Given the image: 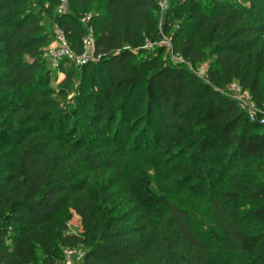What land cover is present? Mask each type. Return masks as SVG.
<instances>
[{"label": "trees", "instance_id": "16d2710c", "mask_svg": "<svg viewBox=\"0 0 264 264\" xmlns=\"http://www.w3.org/2000/svg\"><path fill=\"white\" fill-rule=\"evenodd\" d=\"M244 2L183 0L180 18L171 5L161 24L158 0H66L61 15L62 0H0V264H64V250L78 246L83 264H264V125L221 93L237 83L264 110V0ZM44 19L76 56L90 33L102 56L64 61L57 89L43 61L53 40ZM163 36L195 70L209 61V82L162 60L163 49H144ZM139 99L160 150L146 164L158 170L161 155L188 154L180 172L215 193L206 238L204 220L141 174L95 184L82 176L97 161L72 129L100 138L120 121L126 140L124 116ZM115 195L125 211L110 203ZM244 202L260 205L245 211ZM68 210L84 236L61 235Z\"/></svg>", "mask_w": 264, "mask_h": 264}, {"label": "rangeland", "instance_id": "374dc122", "mask_svg": "<svg viewBox=\"0 0 264 264\" xmlns=\"http://www.w3.org/2000/svg\"><path fill=\"white\" fill-rule=\"evenodd\" d=\"M32 1L35 0H28V2ZM158 1L161 5L165 0ZM236 1L239 3H245L244 0ZM182 2L183 0H173L171 3V0H167L165 8L163 9L161 6L159 13L161 24L167 19V11L171 5L173 6L172 17L180 18L179 14L182 15L184 13V7L181 9V7L178 8V6L182 4ZM60 10L61 7L56 10V13L61 15L68 11L65 8L63 9V13H60ZM43 24L51 31V37H53L52 42L43 50V61L45 62L47 70L51 73V88L57 89L59 83L65 78V75L61 72L60 66L68 67V61L58 55L57 45L55 44L56 36L60 30L55 27L49 19H44ZM88 37L93 41L94 36L91 33L87 35V38ZM158 48L164 50L162 60L165 61L169 58L172 63L177 62L178 58L175 50L166 45L155 46L148 49V51L151 53ZM64 61H67V65L63 64ZM258 62L259 58L257 57V63ZM91 63L96 62L92 61ZM209 63V61L206 62L199 70H195L192 66L190 67V65H187V67L192 73L203 79L205 82H209ZM73 64L76 66L74 62ZM262 74L264 79V71H262ZM229 86L230 85L226 86L223 90L227 91ZM145 106V101L143 102V100L139 99L136 108L131 110L128 115L124 116V121L126 123L129 122L127 125L124 124V126L127 127L126 140L121 139L118 133L115 132L116 127L119 125L122 126L120 121L115 122L112 133H101L100 138L98 136H93L90 130H87V132L81 130L77 132L75 127L72 129L71 137L74 142L77 143L78 139L82 136L87 137L85 143L87 142L91 144V148L93 149L91 154H94L97 161L96 164L85 165L84 168L82 166V176L86 178L88 183L95 184L97 182L103 183L109 179H113L118 173L141 174L151 180L156 191H160L161 186L167 187L170 191V197L172 200L180 204L182 207L189 208L196 213L200 219L204 220L205 226L198 227V230L200 233H203V238H206L207 231L210 230V223L215 221L212 208V200L215 198V193H211L210 184L203 189L196 187V182H190V180H187L185 175L180 172L184 165H191L193 162L192 157L188 154L177 152L168 156L161 155L162 162L158 170L150 168V166L146 164L144 160L145 156L160 157V150L155 136L150 135V132L147 130ZM90 139H92V142L89 141ZM214 161L215 160L213 159L212 163H214ZM219 164L220 161L217 162V165ZM225 180L226 178L222 179L221 182L216 183L214 186L215 189L224 187ZM110 203L112 205H120L119 212L126 210V208L122 207V203H120L116 195L113 196ZM259 205V202H244L241 204V207L242 210L246 211L250 208L258 207ZM62 223L64 229L62 230L61 235H73L78 237L85 235L81 218L71 210H68V215ZM76 249L85 255L86 251L82 246H78ZM44 264L48 263L46 262Z\"/></svg>", "mask_w": 264, "mask_h": 264}, {"label": "built area", "instance_id": "2783aa9c", "mask_svg": "<svg viewBox=\"0 0 264 264\" xmlns=\"http://www.w3.org/2000/svg\"><path fill=\"white\" fill-rule=\"evenodd\" d=\"M62 2L63 3L61 6L60 13H63V9L66 8V0H62ZM166 2L167 0H165L161 4L163 9L165 8ZM91 18V15H89L83 20V22H88L91 20ZM55 44L57 45L58 55L66 59L67 61L74 62L75 65L78 67L86 65L87 63L92 61L98 62L102 58L101 55H95L94 43L90 37L84 39V52L81 56H76L74 54L68 40L62 32H59L57 34ZM160 45H166L174 49L172 38L167 36H163L162 40L159 42L147 43L144 49L148 50ZM176 56L178 59L175 64L190 65L179 54H177ZM221 93H223L226 97L236 101L241 107V109H243L247 113L252 122L264 125V110L257 105V103L253 100L251 94L245 89H243L239 84L232 83L230 84L227 91L221 90ZM84 256V253L80 252L78 249L66 248L64 250V264H83Z\"/></svg>", "mask_w": 264, "mask_h": 264}]
</instances>
